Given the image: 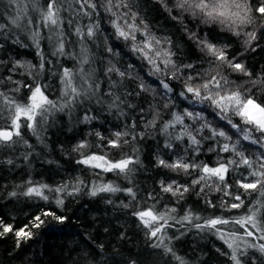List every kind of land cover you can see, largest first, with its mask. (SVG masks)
I'll list each match as a JSON object with an SVG mask.
<instances>
[{"label":"snow or ice","instance_id":"obj_1","mask_svg":"<svg viewBox=\"0 0 264 264\" xmlns=\"http://www.w3.org/2000/svg\"><path fill=\"white\" fill-rule=\"evenodd\" d=\"M153 2L158 5L157 11L180 24L184 43L188 44L190 51L197 53L195 62H184L182 45L175 43L171 36L158 37L152 32L147 20L140 15L136 0H68L67 9L62 0H47L43 8L37 7L38 0H29L32 10L39 12L40 21L43 28L48 30V34L42 35L39 25L30 33L31 46L36 48V55L39 57L38 64L14 60L8 67L10 74L4 79L18 85L9 89V92H19L21 88H25L27 93L18 101L0 91V104L7 108L6 122L0 125V150L14 151L23 145L28 151L20 155L27 162L34 146L23 136L21 129L26 128L40 144H44L42 133L53 112L69 114L77 107L87 104L89 106L78 122L90 125L99 120L96 109L91 107L93 104L117 120L128 116L127 109H134L141 113L143 130L135 131L139 127L136 120L126 121L122 130H113L110 136H105L98 130H90L88 134H94L102 143L92 144L86 139L78 141L71 149L78 154L75 163L97 170V175L115 173L131 181L138 169L147 170L140 156L136 154L139 152L138 147H133V154H122L119 158L110 156L107 150L122 149L138 138L143 140L146 136L151 137L153 134L147 130L156 129L165 139L162 143L158 142V149L151 161L153 167L165 170V174L191 177L190 181L161 179L158 182L159 193L169 194L176 198L177 203L185 194L192 193L202 197L208 207H219L225 212L243 209V213L201 217L187 210L182 216L176 217L173 215L177 211L175 207L165 205L163 210L157 209L159 197L155 190L147 194L144 206H140L133 187L122 188L112 182L92 183L89 186L80 177H76L74 182H63L52 187L28 179L4 193V196L43 201L49 207L39 205L36 214L19 228L0 218V237L12 233L19 247L21 241L33 239L36 235L33 229L44 225L55 227L65 224L69 218L57 209H63L65 198L78 195L83 186L88 188L87 194L92 197L100 193L120 192L130 197L128 202L120 203L125 209H133L131 215L139 221V226L146 230L145 236L152 241L150 247L162 249L179 264H185V261L176 255L171 247L172 239L179 237L168 236L167 229L174 226L170 221L180 224L181 227L188 224L198 232L208 231L216 235L228 249L217 251L226 256L231 264H254L256 257L248 256L250 249L264 257V102L259 100V95H264V72L254 74L246 66V61L249 53L264 51L261 45V41H264V0ZM6 4L11 10L0 13V18L6 16V23H0V48H4L8 40L21 47H28L29 45L20 39L19 32L13 31H23V28L34 25V20L28 16V6L22 5L21 0H6ZM73 4L78 7H73ZM68 9L72 12L67 19V25L72 29L70 33L65 31V19L61 15L62 10ZM80 17L87 18L89 23L81 26L76 22ZM101 20L107 21L112 35L117 40L125 42L130 51L137 54L138 59L147 67V76L155 77V81H146L143 76L136 74L135 78L139 81L136 87L139 91H126L122 95L114 89L125 78H131L133 73L127 69L122 70L111 59L104 68L92 66L95 60L89 42L100 47L98 38L102 34ZM70 35L77 37L78 52L66 50ZM225 38L227 42H224ZM42 39L50 43L51 56L70 57L78 65L74 68L61 66L58 74L61 87L57 99L49 97L46 93L47 85L38 79L44 73L46 63L53 64L52 59L45 56L41 46ZM107 40L108 37L105 36V42ZM234 44L237 45L236 50L230 51ZM104 51L111 56L119 55L111 46H105ZM4 63L5 61L0 59V65ZM85 65L89 67L85 68ZM127 67L132 69L134 65L129 64ZM98 72H102L110 81L106 91L101 89ZM13 74L27 76L31 83L16 80ZM51 74L57 75V72L51 71ZM173 82H179V91H176L177 84ZM157 85L161 89L160 92L156 90ZM141 93L159 95L164 100L162 108L174 106L176 97L186 100L189 104H199L201 108L171 111L168 113L171 118L162 121L161 111L149 104L150 113L146 117L143 107L136 109V105L127 99L128 96H140ZM207 107L213 110L222 123L213 126L206 120L204 111ZM234 118H239L238 122L234 121ZM186 120L192 121L193 125H196L197 121L201 123L193 127L186 124ZM177 126L181 131H169ZM204 130H207L209 135H203ZM206 140L212 142L208 145L207 152L215 153L214 164L197 161L185 154L191 150L195 156H199L202 142ZM243 142L253 147H246ZM93 148L99 151H90ZM6 163L13 165L14 160L7 159ZM213 192L220 193L218 202L210 198ZM147 200L155 203L149 205ZM106 202L113 203L112 200ZM52 203L55 208L50 206ZM97 247L100 252L85 253L84 264H89V259L95 264L94 257L102 255L103 245ZM104 259L105 264H109V259ZM112 262L117 264L114 257ZM130 264H136V261L132 260Z\"/></svg>","mask_w":264,"mask_h":264},{"label":"trees","instance_id":"obj_2","mask_svg":"<svg viewBox=\"0 0 264 264\" xmlns=\"http://www.w3.org/2000/svg\"><path fill=\"white\" fill-rule=\"evenodd\" d=\"M136 2L140 15L147 20L152 32L158 37L171 36L175 43L182 45L184 53L182 59H184V62L187 63L189 60L195 62L197 53L194 50L190 51L188 44L184 43V33L180 31V24L168 19L166 14L157 11L158 5L153 0H136ZM46 3L47 0H38L37 7L43 8ZM62 3L67 9L68 0H62ZM21 4L28 6V16L34 20V25L30 28H23V31L16 29H13V31L19 32L20 39L29 46L21 47L8 40L5 42L4 48H0V59L5 61L4 64L0 65V91L7 93L18 101L22 100L26 95L27 89L21 88L19 92H9V89L16 88L18 85L4 79L6 75L10 74L8 73V67L14 60H25L38 64L39 57L36 55V48L31 46L29 36L32 31L36 30L37 25H39L42 35L48 34V30L43 28L40 21L39 12L32 10L29 0H21ZM72 6L78 7L75 4ZM9 10L11 9L6 4V0H0V13H6ZM61 15L65 19V31L70 33L72 29L68 27L67 19L72 15V12L70 9L62 10ZM76 22L83 26L89 23V20L85 17H80ZM0 23H6V16L0 18ZM137 23H139V19ZM189 26L191 27V25ZM101 31L102 34L98 38L100 47L89 42L95 60L92 66L104 68L108 66V60L111 59L122 70L127 69L133 73V76L125 78L114 89L115 91L122 95L126 91L133 93L139 91L136 87L139 83L135 78L136 74L143 76L146 81H155V77L147 76V67L142 60L138 59L137 54L130 51L125 42L117 40L112 35V29L106 20H101ZM105 36L108 37L106 42ZM68 39L70 43L66 44V50L78 52L79 43L77 42V37L70 35ZM224 42H227L226 38ZM261 45L264 47V41H261ZM41 46L45 56L51 58L53 64L49 65L46 63L45 71L38 79L39 82L47 85L46 93L49 97L57 99L61 87L58 81L61 66L74 68L78 67V65L70 57L57 58L51 56V45L46 39L41 40ZM105 46L113 47L114 50L119 52V55L111 56L104 51ZM236 48L237 45L234 44L230 51H235ZM101 57L103 58V63H101ZM129 64L134 65V67L128 69L127 66ZM246 66L254 74L264 72V51L258 50L256 53H249ZM88 67V65H85V68ZM50 70L56 71L57 75H52ZM19 71L18 69L17 72ZM97 75L101 81V89L106 91L110 81L103 76L102 72H98ZM13 78L31 83L27 76L13 74ZM114 79L119 78L114 77ZM173 83L177 84L176 91H179V82ZM156 90L157 92L161 91L158 85ZM127 99L136 105V109L143 107L146 117L150 113L149 104L153 108L159 109L162 113V121L171 118L168 115L171 111H182L185 108L200 110L201 108L199 104H189L186 100L179 97H176L174 106L170 105L169 108H162L164 100L159 95L153 96L151 93H141L140 96H128ZM259 100L264 102V95H259ZM88 106L87 104L79 106L69 114L53 112L49 116L48 123L42 133L44 144H40L30 131L22 128L23 136L34 146V151L27 162L20 155L28 151L23 145L18 146L14 151L8 149L0 150V218H3L6 223H11L14 227L19 228L27 224L30 217L36 214L39 205L43 204L45 207H49L43 201H34L24 197L7 198L4 196V193L13 190L16 185H20L28 179L33 182L49 184L52 187L63 182H74L76 177L83 179L89 186L92 183L112 182L122 188L133 187L137 193L140 206H144L147 194L155 190L159 197V203L156 204L157 209L163 210L165 205L175 207L177 211L173 215L176 217L182 216L187 210H191L201 217L211 215L233 216L243 213V209L225 212L219 207H208L202 197L192 193L185 194L179 203H177L176 198L171 197L169 194L159 193L158 182L161 179L176 178L180 181H190L191 177L183 175L177 177L174 173L165 174V170L153 167L151 161L154 159V154L158 149V142L162 143L165 139L163 134L156 132V129L150 128L147 130L153 134L151 137L146 136L143 140L138 138L136 141L125 145L122 149L107 150L110 156L119 158L122 154H133V147H138L139 152L136 154L140 156L147 170L144 168L138 169L133 174L131 181L123 176H117L115 173H99L97 175L95 174L97 170L76 164L75 161L78 158V154L72 152L71 149L78 141L86 139L92 144L102 143L94 134H88L90 130H98L105 136H110L113 130H122V125L130 120H136L139 124L135 131L143 130V121L140 119L141 113L139 111L127 109L128 116L117 120L111 115L103 113L99 106L95 104L91 105V107L96 109V115L99 116V120L93 121L90 125L78 122L79 117L82 116ZM204 116L213 126L222 123L210 107L206 108ZM6 118L7 108L0 104V125L5 124ZM238 120L239 118H234V121L238 122ZM185 123L195 127L201 121H197L196 125H193L190 120H186ZM157 127H159V124ZM169 131L175 133L181 131V129L177 126L176 129H169ZM232 131L234 132V130ZM203 135H209L207 130H204ZM210 143L212 142L207 140L202 142L203 147L199 156H195L191 150L185 154L197 161L214 164L215 153L207 152V147ZM243 143L246 147H253L247 145V142ZM90 151L99 150L93 148ZM181 151H183V147H181ZM222 155L226 156L227 154ZM7 159H13L14 164H7ZM87 193L88 188L82 186L78 195L65 198L63 209H57V211L69 218L65 224L56 225L55 227L44 225L39 229H33V232L36 233L33 239L21 241L19 247H17L16 238L12 233L0 237V264H84L86 252H100L97 245H103V253L94 257L95 264H105V257L109 259V264H113V257L117 264L119 262L130 264L132 260H135L136 264H179L170 254H165L162 249L150 247L152 241L145 236L146 230L139 226V221L131 215L133 209H125L120 203L121 201L128 202L130 200V197L125 193H100L96 197H92ZM219 196L220 193L213 192L210 194V198L217 202ZM108 200H112L113 203H107L106 201ZM147 203L151 205L155 201L147 200ZM50 206L52 208L56 207L54 203ZM170 223L174 226L167 229L168 236L179 237V239H172L171 247L176 255L183 258L185 264H231V261L226 256L221 255L217 251V249L223 251H228V249L216 235L208 231L198 232L188 224L181 227L180 224H176L174 221H170ZM229 227L232 228V226ZM232 230L236 229L232 228ZM240 231L242 232V230ZM181 233H184V235H181ZM165 242L167 243V241ZM248 256L256 257L254 264H264V257H261L258 252L250 249ZM89 264H92L91 259H89Z\"/></svg>","mask_w":264,"mask_h":264}]
</instances>
